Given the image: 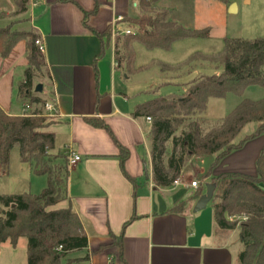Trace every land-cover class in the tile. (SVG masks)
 Instances as JSON below:
<instances>
[{
    "label": "crops",
    "instance_id": "1",
    "mask_svg": "<svg viewBox=\"0 0 264 264\" xmlns=\"http://www.w3.org/2000/svg\"><path fill=\"white\" fill-rule=\"evenodd\" d=\"M19 1L10 0L6 6H0V15L5 16L4 19L0 17V26L4 20L6 22V16L17 10ZM139 1L27 0L22 13L28 19V27L34 30L43 45L48 87L39 96L45 101L55 100L59 113V117L53 120L46 118L37 132L54 136V149L50 155H65L72 150L81 158L78 164L68 168L66 200L53 207L71 208L86 234L87 248L71 254L70 258L88 255V264H238V254L243 248L238 231L217 228L212 202L205 206L210 205V211H203L204 208L193 212L196 200L191 198L196 191H201V195L205 193V185L210 184V179L202 180L201 177L215 156L205 157L210 160L207 168L194 175L189 172L190 168L182 172L178 178L182 186L161 188L153 184L149 142L151 124L146 118L133 117L132 114L135 107L151 99L154 92L157 95L175 92L176 81L164 80L165 74L156 65L135 74L122 73L116 69L113 39L104 49L103 56L95 62L102 43L92 31L102 33L116 16L137 18L141 12ZM178 1L181 0H158L156 6L169 10V20L180 24L172 7ZM232 4L228 3V12ZM95 7L96 12L84 22V13H91ZM26 30L29 29L21 31ZM210 35L211 32L209 38ZM209 38L176 41L168 51L147 50L136 43L133 45L134 67L153 62L174 66L195 53L182 48V53L173 61L151 59L139 64L137 46L149 52L171 53L178 44ZM27 65L24 40L19 41L6 58H0V108L8 116L21 117L22 106L28 102L20 100L17 91ZM143 74L147 76L143 83L132 82L129 78ZM16 76L19 80L14 87ZM135 87H144V90L134 92ZM244 93L241 98L228 94L222 99L224 102L231 100L227 111L230 112L241 99L259 100L244 96ZM230 96L234 99H228ZM39 109L43 113L40 104H32V110ZM252 125L253 129L245 133ZM257 127L255 123L246 125L236 137L235 144L253 134ZM121 148L128 151L124 171L134 183L121 171ZM263 148L264 134L248 140L240 149L223 158L212 169L211 177L227 174L256 177V161ZM195 176L198 188L192 189L188 186L191 182L188 178ZM46 185V176L34 174L32 167L20 160L19 149L14 147L7 168H0V195H38ZM131 218L134 219L129 222ZM125 223L128 224L124 227ZM0 264H27L26 239H18L15 246L8 241L1 244Z\"/></svg>",
    "mask_w": 264,
    "mask_h": 264
},
{
    "label": "trees",
    "instance_id": "2",
    "mask_svg": "<svg viewBox=\"0 0 264 264\" xmlns=\"http://www.w3.org/2000/svg\"><path fill=\"white\" fill-rule=\"evenodd\" d=\"M23 1L21 13L27 4V0ZM157 2L140 0V15L134 19L124 18L125 24L133 30L130 35H119L112 40L110 25L102 33L92 31L102 43L95 62L103 56L112 40L116 69L135 74L156 65L162 73L174 74L170 80L176 81L175 92L167 95L154 92L153 97L137 105L132 114L151 120L149 142L153 184L170 187L190 159L215 156L201 179L209 178L210 184L215 185L211 202L217 228L238 231L243 245L238 264H264V148L256 161V177L234 174L211 177L212 169L223 158L248 140L264 134V98L241 99L215 123H209L203 117L211 99L222 100L228 94L241 98L248 87H264V36L252 40L225 38L220 52H195L174 66L153 62L135 68L133 45L136 43L147 50L168 51L176 41L209 38L208 28L191 30L170 21L169 10L157 7ZM96 10L97 7L91 13H84V22ZM37 39L34 31H13L9 26H0V58H6L19 41H26L28 65L17 89L19 99L42 106L46 101L38 97L39 93L31 95L32 79L45 66L43 52L35 45ZM31 114L29 117H11L0 108V168H7L10 152L17 147L20 160L28 163L34 174L46 176L47 185L38 195H0V245L8 241L15 246L18 239L25 238L27 264H88V255L70 258L71 254L88 246L78 216L69 207L53 209L66 200L67 157L57 154L54 159H61L62 163L50 161L54 136L38 133L45 118L37 110ZM251 123L258 124L255 132L234 144L242 129ZM94 125L106 128L102 124ZM179 130L180 134L176 136ZM127 158L128 151L121 148V171L134 183L124 171ZM200 195L201 191H196L192 201ZM231 217L237 219L230 221ZM239 218L243 220L238 221Z\"/></svg>",
    "mask_w": 264,
    "mask_h": 264
},
{
    "label": "rangeland",
    "instance_id": "3",
    "mask_svg": "<svg viewBox=\"0 0 264 264\" xmlns=\"http://www.w3.org/2000/svg\"><path fill=\"white\" fill-rule=\"evenodd\" d=\"M9 1L10 0H0V6H6ZM23 2V0H20L17 10L13 14H9L8 16H6L7 20L6 22L5 20L4 22H2V27L9 26L13 31H21L23 29L34 31L33 29H30L28 27V19H25L26 16L19 12L22 8H24ZM178 2H176L175 5H172V7L174 13L173 15L177 18V20H179L180 24L185 28L191 30L204 28L210 29L211 35L209 40H190L188 42H184V44H178L177 46H175L171 53L163 52L161 50L149 52L146 51L143 47L137 46L139 47L137 48V60L139 64H143L146 62V60L151 59L173 61L182 53V48H184V50L186 49V52L191 53H217L222 49L223 40L225 38H240L244 40H252L264 36V0H181L179 3ZM230 2H233L236 6V11L234 13L228 12L227 7L228 3ZM0 17L4 19L5 16L4 14H1ZM121 72L127 74L124 70H122ZM262 73L264 75V66L262 68ZM173 75L172 73H165V75H163L165 76L164 80L170 81V78ZM19 76L14 77V87L19 80ZM129 78L132 82L136 83H143L144 81H147L146 74L140 76L132 75ZM37 85H41L44 89V92H46V89L48 87V80L44 67H42L41 71L32 79V96L36 95L35 88ZM135 88L136 89L133 90L134 92L138 90H144V87ZM244 96L255 99L263 98L264 87H250L245 91ZM230 97L231 98L228 99H234L232 96ZM230 101L231 100H227L225 102L216 99L210 100L207 111L203 116L205 120L209 123H215L216 121L221 120L227 114L226 112H229L227 110L230 107ZM253 127V125L248 126L245 133H247L250 129H253ZM179 134L180 130L177 131L176 136H178ZM233 143L235 144L236 142ZM50 157L54 164L62 163L61 159H54V155H51ZM209 161L210 160L208 158H205L202 161L190 159V161L185 164L183 172H187V168H190L189 172L194 175V173L199 172L200 170H202V168H207ZM194 180L198 182V178L196 176L188 178V181ZM210 209L211 206L208 205L203 211H210ZM234 219L237 218H229L230 221H233ZM242 220L243 219L240 218L238 219V221Z\"/></svg>",
    "mask_w": 264,
    "mask_h": 264
},
{
    "label": "built area",
    "instance_id": "4",
    "mask_svg": "<svg viewBox=\"0 0 264 264\" xmlns=\"http://www.w3.org/2000/svg\"><path fill=\"white\" fill-rule=\"evenodd\" d=\"M110 31H111V39H114L116 36L119 35H130L133 33V30L125 24L124 17L123 16H116L114 20L110 24ZM35 45L39 47V50L43 52V45L42 42L37 39L35 41ZM43 109V114L42 116L46 119L53 120L57 117H59V113L57 110V104L55 100H48L42 105ZM32 104L29 102H26L22 106V116L24 117H29L32 114ZM147 123L151 124L150 118H146ZM65 156L67 157V163H68V168L75 166L78 164L81 160L80 156L73 152L72 150H68L65 153ZM182 182L180 179H177L173 182L172 186L179 187L182 186ZM192 189H197L198 188V182L197 181H191L188 185Z\"/></svg>",
    "mask_w": 264,
    "mask_h": 264
},
{
    "label": "water",
    "instance_id": "5",
    "mask_svg": "<svg viewBox=\"0 0 264 264\" xmlns=\"http://www.w3.org/2000/svg\"><path fill=\"white\" fill-rule=\"evenodd\" d=\"M234 9H235V5L232 4L229 7V12H234ZM41 92H42V86L37 85L35 88V93H41ZM214 190H215V185H213V184H206L205 185V193L200 195L198 197V199L196 200V202L193 206V212H198V211L204 209L205 206L211 202V200L213 198Z\"/></svg>",
    "mask_w": 264,
    "mask_h": 264
}]
</instances>
